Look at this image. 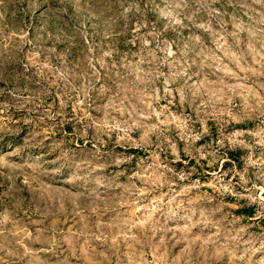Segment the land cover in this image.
<instances>
[{"label": "rangeland", "instance_id": "374dc122", "mask_svg": "<svg viewBox=\"0 0 264 264\" xmlns=\"http://www.w3.org/2000/svg\"><path fill=\"white\" fill-rule=\"evenodd\" d=\"M0 264H264V0H0Z\"/></svg>", "mask_w": 264, "mask_h": 264}]
</instances>
